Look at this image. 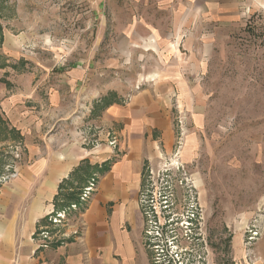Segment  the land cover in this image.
<instances>
[{"label":"rangeland","instance_id":"374dc122","mask_svg":"<svg viewBox=\"0 0 264 264\" xmlns=\"http://www.w3.org/2000/svg\"><path fill=\"white\" fill-rule=\"evenodd\" d=\"M205 2L0 0L1 182L26 159V130L114 148V134L99 142L105 108L159 97L172 150L145 167L144 264H264V0ZM152 28L174 42L164 61Z\"/></svg>","mask_w":264,"mask_h":264},{"label":"crops","instance_id":"0c3cea01","mask_svg":"<svg viewBox=\"0 0 264 264\" xmlns=\"http://www.w3.org/2000/svg\"><path fill=\"white\" fill-rule=\"evenodd\" d=\"M205 1L212 13L232 12L236 6L235 0ZM176 9L181 18L173 28L178 31L183 23L180 20L187 18L181 7ZM189 10L184 13H194ZM150 30V44L158 48L164 61L174 42ZM166 89L167 85L158 90L165 93ZM98 119L105 133L99 142L106 143L108 134H114V148L104 144L87 149L78 135L67 134L59 126L52 132L40 126L34 138L28 130L24 132L26 159L17 170L18 176L0 191V264L145 263L141 209L145 167L148 160L172 150L171 103L143 94L128 104L105 108ZM154 131L161 138H153ZM158 148L159 155L153 154ZM87 163L93 167L92 177H97L88 204L69 226L51 227L49 215L59 211L56 199L61 186L78 187V169ZM105 168L108 170L101 174ZM91 178L82 189L89 186ZM47 228H52L54 236L47 248H41L37 233Z\"/></svg>","mask_w":264,"mask_h":264},{"label":"built area","instance_id":"2783aa9c","mask_svg":"<svg viewBox=\"0 0 264 264\" xmlns=\"http://www.w3.org/2000/svg\"><path fill=\"white\" fill-rule=\"evenodd\" d=\"M111 145L116 146V141L113 140ZM18 176L17 171L11 172L8 174L2 182H8L11 179H15ZM0 180V184L2 183ZM96 188V182L93 180L87 188L84 189V192L80 196V203L78 204H72L69 207H67L64 210L58 211V212H52L49 215V223L51 227H67L70 223H72L75 219L79 218V216L84 211L86 205L88 204L92 193L95 191ZM52 228H47L41 230L39 233H37V237L41 240V248H47L52 241V238L54 234L51 233ZM76 233V232H75ZM76 234H79L77 232Z\"/></svg>","mask_w":264,"mask_h":264},{"label":"trees","instance_id":"16d2710c","mask_svg":"<svg viewBox=\"0 0 264 264\" xmlns=\"http://www.w3.org/2000/svg\"><path fill=\"white\" fill-rule=\"evenodd\" d=\"M109 104L107 106H109ZM83 168L84 167L81 166L77 172L78 173L77 181L79 182L78 187L74 186L72 189H69V188H64V186H61L59 196L56 199V207L59 209V211L66 209L70 205L78 202L79 195L81 194V191L83 190L81 187V184H83L88 178H91L93 176L92 174H90V172L85 173L83 171ZM107 170L108 168H105L100 173L103 174ZM95 178L97 177L95 176ZM95 178L92 177L91 179L95 180Z\"/></svg>","mask_w":264,"mask_h":264}]
</instances>
